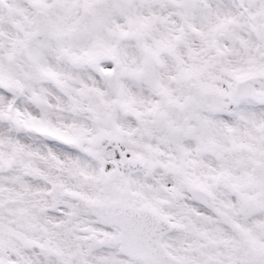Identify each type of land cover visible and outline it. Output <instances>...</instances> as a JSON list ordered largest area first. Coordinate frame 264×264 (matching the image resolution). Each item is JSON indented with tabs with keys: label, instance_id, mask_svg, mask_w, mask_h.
<instances>
[{
	"label": "snow or ice",
	"instance_id": "6c2138e0",
	"mask_svg": "<svg viewBox=\"0 0 264 264\" xmlns=\"http://www.w3.org/2000/svg\"><path fill=\"white\" fill-rule=\"evenodd\" d=\"M0 264H264V0H0Z\"/></svg>",
	"mask_w": 264,
	"mask_h": 264
}]
</instances>
